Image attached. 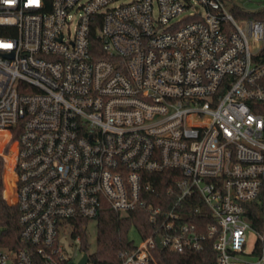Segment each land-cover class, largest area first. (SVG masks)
<instances>
[{"label": "built area", "instance_id": "obj_1", "mask_svg": "<svg viewBox=\"0 0 264 264\" xmlns=\"http://www.w3.org/2000/svg\"><path fill=\"white\" fill-rule=\"evenodd\" d=\"M14 147L22 246L0 264H79L76 226L106 209L152 227L121 264L158 239L264 264V22L223 0H0V160Z\"/></svg>", "mask_w": 264, "mask_h": 264}, {"label": "trees", "instance_id": "obj_2", "mask_svg": "<svg viewBox=\"0 0 264 264\" xmlns=\"http://www.w3.org/2000/svg\"><path fill=\"white\" fill-rule=\"evenodd\" d=\"M240 15V13H238ZM258 21L264 22V10L254 14ZM8 159L11 164L7 168L6 184L8 194L15 202V176L13 174V162L15 159V147ZM4 161L0 160V249L18 248L21 245V226L19 223L20 212L16 205L8 203L4 196L3 174ZM254 225L260 226L262 222L256 215ZM89 221H82L76 226L74 237L81 235L83 249L87 252V231L84 229ZM97 251L90 255L91 264H121L119 253L123 250H134L136 244L129 238L132 228L137 229L141 238H146L152 233V227L143 212H132L127 215L119 214L111 209H106L97 219ZM217 255L211 244H208L202 252L177 253L169 249H158L155 252V262L152 264H216Z\"/></svg>", "mask_w": 264, "mask_h": 264}, {"label": "rangeland", "instance_id": "obj_3", "mask_svg": "<svg viewBox=\"0 0 264 264\" xmlns=\"http://www.w3.org/2000/svg\"><path fill=\"white\" fill-rule=\"evenodd\" d=\"M223 1L226 10L229 13H232V15L238 21L239 25L242 27H245L248 21L256 20L254 14H258L259 12L264 10V0H223ZM238 13H240V15H238ZM262 46L263 44H256L253 40H251L252 51L256 52L258 49H261ZM3 161H4V169H3L2 179H3V187L5 193L4 196L9 204L14 205L15 202L12 201L11 196L8 194V188L6 184L7 168L11 164V161L9 159ZM97 238H98L97 222L93 221L89 223L88 231H87L86 249L90 255H93L97 251ZM129 238L133 240L136 245H139L141 243V236L138 233L137 229L135 228H132L131 231L129 232ZM255 241L256 240L253 237L250 240L251 244H254ZM60 243L65 247V250L69 254H75L77 252L79 258H81L82 252L76 251V248L73 245V241L69 236V232L61 233Z\"/></svg>", "mask_w": 264, "mask_h": 264}, {"label": "water", "instance_id": "obj_4", "mask_svg": "<svg viewBox=\"0 0 264 264\" xmlns=\"http://www.w3.org/2000/svg\"><path fill=\"white\" fill-rule=\"evenodd\" d=\"M261 218H262V220L264 221V216H262ZM157 242H158V247H159L160 249H162V248H163V245H162V243H161V240L158 239ZM89 262H90V255H88V254H84V256H83V258L81 259V261H80L79 264H88Z\"/></svg>", "mask_w": 264, "mask_h": 264}]
</instances>
